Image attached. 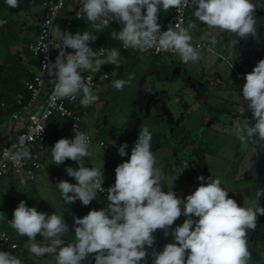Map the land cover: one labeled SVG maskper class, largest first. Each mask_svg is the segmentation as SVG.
<instances>
[{"label":"clouds","instance_id":"9594fccd","mask_svg":"<svg viewBox=\"0 0 264 264\" xmlns=\"http://www.w3.org/2000/svg\"><path fill=\"white\" fill-rule=\"evenodd\" d=\"M5 2L12 8L19 6L18 0ZM79 3L97 32L109 27L112 21L120 23L121 29L112 30L111 38L121 41L125 49L140 53L152 49L170 51L179 55L185 64L202 58L199 46L192 43L196 21L210 30L232 33L241 40L249 37L255 40L257 23L264 19L256 15L252 0H79ZM188 5L194 9V20L186 25L183 22L170 24L166 31H161L158 23L161 11L180 10ZM52 28L57 37L53 48L58 50V55L54 62L45 64V69L54 85L53 96L71 100L80 96V104L88 107L98 97L92 94L82 72H98L104 64L119 67L120 52L115 48H101L100 54L107 53L106 59L101 60L90 47L97 36L87 31L83 34L62 32L58 25ZM201 39L213 46L218 43L212 31ZM233 44H238V40ZM48 50L49 44L44 43L38 51L47 53ZM243 78L246 82L242 102L247 104L255 123L237 117L232 121L235 134L242 143H254L257 136L264 142V59ZM133 79L134 74H129L127 80L114 81L113 87L123 90ZM243 112L244 108L239 112L241 116ZM73 131L74 138L59 139L51 153L57 166L66 159L77 162L78 167L65 168L76 183L61 180L55 186L65 204L79 200L88 206L104 191L109 203L106 208L90 210L82 218L74 217V237L71 243L65 244L63 237L68 235L69 226L64 217L55 212L51 215L39 212L21 200L9 224L20 236L27 237L28 250L33 256L54 255L56 264H82L90 254H95V264H147L149 253L145 246L154 245L153 233L160 229L167 236L170 227L183 215L186 217L183 224L171 232L175 242L166 244L162 251L153 250L152 264H249V230L255 231L258 216H264V207L259 203L264 189L256 190L257 203L253 207L239 206L229 197V191L222 187L218 177L210 176L206 183L204 176L197 177L200 185L183 200L172 190L163 191L162 174L151 150L153 134L148 126H143L130 158L116 166L115 182L105 190L103 171L85 165V160L94 155L90 150V133L80 131L76 125ZM12 147L16 151L11 153L10 159L16 165L22 166L30 159V149L23 137ZM127 148V143L122 144L118 154L124 157ZM38 234L43 237V244L37 242ZM0 264H22V261L11 252L0 251Z\"/></svg>","mask_w":264,"mask_h":264},{"label":"rangeland","instance_id":"374dc122","mask_svg":"<svg viewBox=\"0 0 264 264\" xmlns=\"http://www.w3.org/2000/svg\"><path fill=\"white\" fill-rule=\"evenodd\" d=\"M263 1L252 0L256 6V15H260L257 12L263 10ZM31 9L32 6L27 11H22L13 16L16 19L13 21L8 17H2L1 24L4 26H2L0 33V66L8 53L21 52L23 56L29 58L26 48L33 35V30L29 28L34 27L33 24L35 23L32 18L35 12L31 13ZM187 16L188 19L193 17V12ZM257 24L264 25V19L259 20ZM56 25L60 28L61 22L58 21ZM197 27L199 28V25ZM209 31L199 32L196 28L192 35L198 40L207 42L201 38ZM211 31L216 36L218 43L215 46L210 45L212 49L210 53L201 52L202 58L197 62L181 65L175 56L155 58L149 55L141 56V53L138 52L135 53L132 60L121 58L119 67L121 65L126 66L123 74L116 73L119 67L114 66L113 76L108 80L98 81L97 86L92 89V94L97 96L98 100L86 107L87 110L85 109L83 118L87 130L93 138L90 150L93 151L94 155L85 160V165L102 170L104 179L108 178V184L115 182L116 166L130 158L131 149L138 138L140 128L148 126L153 134L151 150L156 157V167L160 169L162 174L163 191L172 190L178 198L183 200L200 185L201 181L197 177L204 176V183H206L207 178L212 176L221 179L222 187L229 191V197L236 200L239 206H255L257 203L255 192L243 189L249 187L251 180L244 177L242 171L251 166L249 164L250 157L253 159V166L260 157L264 159V142H261L257 136L252 145L249 142L243 143L238 149L237 144L240 140L229 125L232 120L231 115L236 110L241 111L244 108L243 116L238 114L239 118H245L247 104L242 102V88L246 81L243 76L253 70L255 60L259 59L257 47L256 45L253 46V39L249 37L244 40L247 52L243 51L245 49L243 47H241L242 50L240 48L235 49L226 44V36L223 33ZM54 38L57 40L55 33ZM6 42L7 44H5ZM176 70H179L178 75L174 73ZM129 74H134L131 84L126 85L123 90H116L113 87V82L119 79L127 80ZM194 83L204 85L207 90L203 94L206 97V105L212 106L213 111L209 112L205 106H199L195 103L194 100L198 97L197 95L201 94L202 87L196 88ZM217 95L227 99L219 101ZM229 98H231V102L228 100ZM185 104H189V113L186 115L189 120L184 127L185 130H189L188 144L187 148H184L185 150L178 152L179 146L182 145L181 139L178 141V138L170 137L168 125H171L170 129L173 130L171 136H185L181 130L185 124H180V118L185 112L183 108ZM215 110L220 111L218 116ZM248 113L251 116L250 123L254 124L255 120L251 111ZM211 122L212 124L209 125ZM233 129L235 130L234 125ZM9 130L6 135L7 138L14 132L11 127ZM6 140L4 137L1 145ZM100 142L105 143L106 146L101 147ZM124 143L128 144L127 155L121 157L118 154V148ZM197 147L211 150L206 155V174H203L202 167L192 156L193 150ZM61 165L54 164L50 151L44 161L43 170L53 173L57 180L64 177L72 183H76L74 178L69 177L65 172L66 167L75 168L73 161L66 159V165L63 169H61ZM234 167L239 169L237 179L233 176ZM255 172L256 169L252 172L253 180L257 178L256 181L258 182L259 179ZM181 175H189L191 182L188 183L184 179H179ZM56 189L58 191L57 187ZM260 189H264V187ZM1 197L4 199L0 203V220L6 216L13 217L15 206H18L21 199H16L13 203L10 198L12 199L14 196L9 195L6 198L7 194H4ZM95 201L101 203L104 208L108 205V202L102 201L98 195ZM259 203L264 207V196L260 198ZM185 219L186 217L183 215L179 217L168 230L167 236L164 230L160 229L153 233L154 245L151 248L145 246L149 253L147 264H152L151 252L153 250L159 252V249L163 250L166 244L175 242L171 232L175 227L182 225ZM193 219L198 218L193 217ZM257 219L258 229H256V233L264 235V223L260 226L261 217L258 216ZM252 232L255 231H249L248 236L251 252L249 264H264L261 236H258L259 239L255 243H252L250 241ZM26 263L29 264V262ZM34 263H39V260L38 262L34 261ZM53 263L56 264V260ZM90 264H95V261Z\"/></svg>","mask_w":264,"mask_h":264},{"label":"built area","instance_id":"2783aa9c","mask_svg":"<svg viewBox=\"0 0 264 264\" xmlns=\"http://www.w3.org/2000/svg\"><path fill=\"white\" fill-rule=\"evenodd\" d=\"M43 0L42 8L44 10L41 22L38 26V32L33 41L27 45V52L35 57L38 61L35 74L31 81L25 83L26 91L29 94V100L26 104L22 105L20 98H17V103L21 106L20 110L11 116V120L18 128L10 135L9 139L0 147V178L12 174L15 176L25 174L29 179H33L37 171L42 167V159L44 158V146L47 141L46 137V122L49 118L57 115L62 118H68L69 124V139L74 138L73 128L76 127L83 132L88 133L82 128L83 114L77 113L80 104V96L75 100L71 99H58L53 96L54 85L50 82V77L47 75L45 64L48 62H54L58 55V50L53 48L57 40L54 38V31L52 26L56 25L58 21H62L60 30L71 32V21L80 20L86 15L81 11L79 0ZM191 5L182 7L180 10L172 9L170 19L164 22L161 31H166L171 24L175 26L176 23L183 22L186 25L188 11ZM63 13V15H61ZM71 14V15H70ZM72 33V32H71ZM44 43L49 44V50L47 53L43 51L39 52L41 45ZM192 43L194 46H199L200 51L204 53H210L208 48H211L210 44L205 41L198 40L193 37ZM111 49L107 46H101L98 48H92L93 51L98 53V57L101 60L106 59L107 53L100 54V49ZM122 51H129L121 46ZM67 52H72V49H66ZM145 54L155 57L170 56L177 57L181 65L183 63L179 55L170 51L157 52L155 49L145 52ZM47 56V60L45 59ZM96 58L93 59L95 61ZM188 64V63H187ZM114 65L106 64L104 70L99 73V76L84 73L82 76L89 84L91 90L97 86L98 81L108 80L113 76ZM82 95V94H81ZM42 101V108L40 112H34L39 106V102ZM91 136V134H90ZM23 137L26 145L30 149L31 157L26 159L22 166L16 165L14 161L10 159L12 152L16 151L12 146L15 145L19 138ZM93 138L91 136V144ZM101 147H105V143L100 142ZM8 150V151H6ZM75 168L78 167L77 162L74 161ZM102 187L106 190L110 186L104 181ZM98 196L104 201H107V191L98 193ZM109 203V202H108ZM0 251L11 252L16 255L21 261V251L19 245L14 242L11 237L5 233L0 232Z\"/></svg>","mask_w":264,"mask_h":264},{"label":"trees","instance_id":"16d2710c","mask_svg":"<svg viewBox=\"0 0 264 264\" xmlns=\"http://www.w3.org/2000/svg\"><path fill=\"white\" fill-rule=\"evenodd\" d=\"M18 2L19 6L12 8L6 4L5 0H0V17L2 18L4 15H7L8 17L16 16L22 11H27L31 5L39 6L42 8L41 5L43 0H18ZM193 11L194 9L190 7L188 15ZM169 19L170 16H165L164 22L168 21ZM188 20H194V16L189 19L187 16V21ZM60 22L62 25V21ZM70 27L71 32L73 34L77 32L83 34L87 31L97 36V39L90 44V47H92L93 49L101 46H107L111 49H117L120 52V58L132 60L135 57V50L130 48L129 51H122V42L111 38L112 30L119 31L122 27V25L116 21H112L110 23V26L105 28L102 32L95 31L92 28L90 22H88L86 16L80 20H72ZM30 29H32L34 32L36 31L37 34L38 26H34ZM0 30L2 31V27L0 28ZM257 36L260 40L262 47H264V25H258ZM5 44H7V42ZM27 54L29 55V58L23 56L21 52H15L13 54L8 53L5 57L3 64L0 66V147L2 146L1 143L4 137L8 140L6 135L13 123L11 120V116L20 110L21 106L17 103V98H20L22 105L26 104L29 100V94L26 91L25 83L32 80L36 68L38 66V61L30 53L27 52ZM125 69L126 66L121 65L119 68H117L116 73H119V75H121L123 74ZM206 91L207 90L205 89V87L202 86L200 95H203ZM195 103H197L199 106H205L206 110H209V112L213 111L210 106L206 105V97L202 99L201 96H199L195 100ZM83 108L84 106H79L77 113L82 115L85 112V109ZM218 112L219 110H215V113ZM69 124L70 121L68 118H62L57 115H54L48 119L45 125L47 141L44 146V156L49 155L51 148L54 146L55 142H57L60 137H66L69 134ZM209 152H211V150L202 147H197L192 152V156L194 157V159L197 160L200 167H202L203 174L207 173L206 155L209 154ZM179 179H184L188 182L191 181L189 175H181L179 176ZM108 185L111 186L112 184ZM12 192L13 190H8L7 192L3 193L2 196H4V194H7L6 198H8L9 195H15L12 194ZM2 199L4 198L0 197V203ZM20 199L24 200L28 207H35L37 211L40 212L41 199L39 198L38 194L34 191V189H29L25 194L21 195L20 197H18L17 194V200ZM10 200L15 203L14 200L16 199L12 197V199L10 198ZM0 232L7 233L11 237V239L19 245L20 249L23 247L24 243L27 240L26 236H20L13 228L10 227V224L3 228V230ZM37 241H39L38 236ZM260 242L262 248L264 249V236L260 238ZM159 251H162L161 248L159 249ZM26 262L27 261H25L24 259L22 260V264H27Z\"/></svg>","mask_w":264,"mask_h":264},{"label":"crops","instance_id":"0c3cea01","mask_svg":"<svg viewBox=\"0 0 264 264\" xmlns=\"http://www.w3.org/2000/svg\"><path fill=\"white\" fill-rule=\"evenodd\" d=\"M73 2H74V0L71 1V4ZM31 6H32L31 13L35 12L33 14V16H32L33 20L35 21V23L33 25L34 26H39V24L41 22V19H42L41 15L43 13V9L41 7H39V6H34V5H31ZM262 6H263V10L260 11V12H257V13H260V15H257V16L261 17V18L264 17V1L262 2ZM171 11H172V9L167 11V12L161 11L159 13L158 23L161 25V29H162L163 24H164L165 16H170L171 15ZM6 17H8V16L7 15L3 16V18H6ZM8 18H10L11 21H13L15 19L13 16L12 17H8ZM1 22H2V18L0 17V28L2 26H4V24H1ZM196 24H197V26L199 25V28L197 27L199 32H201V31L206 32V31L210 30V29L207 28L206 25H203L200 22H196ZM258 25H260V24H257V27H258ZM24 26L27 27V25H24ZM24 26H22V27H24ZM1 32L2 31L0 30V33ZM32 32H33V35L31 37V39L29 40V42L33 41L35 36H36V31L35 32L32 31ZM223 34L226 36V40H227L226 44L227 45L233 46L235 49H237V48L241 49V47H243V48L246 47L244 40H241L239 37L236 38L234 34L227 33V32H224ZM235 39L238 40V44H233V41ZM253 42H254L253 46L256 45L257 54L259 55V59L255 60V63H254L255 65L253 66V68H254L259 60L264 59V47H262V45L260 43V40L258 39V36L256 37L255 40L253 39ZM247 48L249 49V47H247ZM243 51L247 52L246 48ZM135 52L138 53L139 51L135 50ZM142 55H147V54L141 53V56ZM4 60L5 59H3V62H4ZM105 66H106V64L102 65L98 72L97 71L96 72L84 71V73H90V74H94V75L99 76V73L104 70ZM197 96L198 97L201 96L202 99L204 98V95H197ZM198 97H196L195 100ZM216 97L219 99V101H223V100L227 99V98H224V97L219 96V95H217ZM228 100H230V102H231V98H229ZM232 101L234 102V100H232ZM185 103H187V102H185ZM234 104H236V103H234ZM188 106H189V104L188 105L185 104L183 106L185 112L180 118V120H181L180 124H185L183 126V128L181 129L185 133V136H183V137L181 135L179 137L171 136L173 130L170 129L171 127L169 128L170 137L178 138L177 139L178 141L181 139L182 145L181 146L178 145L179 146L178 152L179 151L182 152V150H185L187 148V144H188V132H189V130H185L184 129V127L186 126V123L189 120L188 116H186L189 113ZM210 107H212V106H210ZM41 108H42V101L39 102V106L36 109H34V112H36V113L40 112ZM231 108L233 110V105H232ZM83 109H86V107H84ZM237 111L238 110L234 111V114L231 115L232 116V120L230 121V125H229L231 127V128L230 127L229 128L232 129L233 132H235V130L233 129L232 121L235 120L237 117H239L238 113L240 112V111H238V112ZM249 111L250 110L247 108V112L245 114V118L248 119L249 122H251L250 121L251 116H250V113H248ZM218 113H217V116H218ZM82 116L84 117V115H82ZM82 120H83L82 121V128L89 133V131L87 130L84 118H82ZM215 121H218V120L215 119ZM211 124H212V122L209 123V125H211ZM11 128L13 129L12 131H15L18 128V126L16 124L12 123ZM208 129H210V128H208ZM209 131L211 132V130H209ZM61 138H64V137H60L59 139H61ZM65 138L69 139V134ZM249 143H250V145L253 144V142H251V141H249ZM242 144L243 143L241 141L238 142V144H237L238 149L241 148ZM47 157H48V155L44 156V158L42 159V167H41V169L39 171H37V173L35 174L33 179H29V177L26 176L25 174H21V175H18V176L9 174V175H6L3 178H1L0 179V197L3 195V193L7 192L8 190H13L12 194H15L13 196H14L15 199H17V194H18V197H20L21 195L25 194L29 189H34V191L38 194L39 198L41 199L40 212L47 213L48 215H51V214H53L55 212L56 214L60 215L61 217H64L65 222L69 226V233H68V235L63 237V239L65 240V244L71 243L72 239L74 237V217L82 218L83 216L87 215L90 210H93V209L100 210V209H102L104 207L102 206L101 203H99L98 201H95V200L90 202V204L88 206H84L82 204V202H80L79 200H77L73 204H65L63 199H62V197H61V193H60L59 189L57 191L55 185L61 180H67L69 183H72V182L70 180H68L67 178H64V177H60V179L57 180L56 176L53 173H49V172H47V170H43L44 161H45V159ZM249 159H250L249 160V164H251V166L249 165L250 167H248L247 169L243 170L242 172H243V176L244 177H246L247 179L251 180L250 181L251 183H250L249 187H247V188L245 187L243 189L248 190V191H252V192L253 191L256 192V190L258 188H263L264 187V159H263V157H260L258 162H256L255 166H253V162H252L253 159L251 157ZM73 163H74V161H73ZM65 165H66V160L61 165V169H63L65 167ZM254 169H256L255 173H256V175H257V177L259 179L258 182L256 181L257 178H256V180H253L254 177H253V173L252 172H253ZM238 170L239 169L237 167H234L233 176H234L235 179L238 178ZM244 171H245V173H244ZM38 174H39V176H38ZM21 181H23V183ZM104 181L106 183H108V178H105ZM190 182H188V183H190ZM113 184L114 183H112V185ZM46 195H47V197H46ZM100 199H102V198H100ZM14 201H16V200H14ZM102 201H103V199H102ZM15 208H16V206H15ZM260 217H261V219H260V226H261V224L263 225V223H264V216H260ZM12 218L13 217L6 216V217H4L3 219L0 220V231H2L3 228H5L6 226L9 225V220H11ZM261 228H259V229H261ZM256 229H258V228H256ZM249 231H251V230H249ZM252 233L253 234H252V236L250 238V241L252 243H255V241L257 239H259L260 236L261 237L264 236L262 233L261 234H258V232L256 233V230H255V232H252ZM37 236L39 237V241H37V242L43 244L44 243L43 237L40 236L39 234ZM20 251H21L22 259H24L25 261L29 262V264H55V263H53V261L56 260L54 255H49V256H45V257H35V256H33V254L28 250V240H26V242L24 243V245L20 249ZM263 251H264V249H263ZM94 256H95V254H90L88 259L86 261L82 262V264H84V263L85 264H90L91 262L95 261L94 260ZM38 260H39V263H34V261L38 262Z\"/></svg>","mask_w":264,"mask_h":264},{"label":"flooded vegetation","instance_id":"af4514ba","mask_svg":"<svg viewBox=\"0 0 264 264\" xmlns=\"http://www.w3.org/2000/svg\"><path fill=\"white\" fill-rule=\"evenodd\" d=\"M194 85H195V87L197 88H200V87H202V85L201 84H199V83H194ZM152 104V103H151ZM155 105V104H154ZM168 127L170 128L171 127V125H168Z\"/></svg>","mask_w":264,"mask_h":264},{"label":"water","instance_id":"95a60500","mask_svg":"<svg viewBox=\"0 0 264 264\" xmlns=\"http://www.w3.org/2000/svg\"><path fill=\"white\" fill-rule=\"evenodd\" d=\"M70 15H71V14H70ZM174 73L178 75V74H179V70H176Z\"/></svg>","mask_w":264,"mask_h":264}]
</instances>
